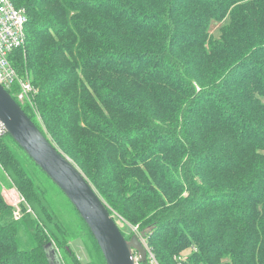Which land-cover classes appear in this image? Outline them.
Returning a JSON list of instances; mask_svg holds the SVG:
<instances>
[{
    "label": "trees",
    "instance_id": "trees-1",
    "mask_svg": "<svg viewBox=\"0 0 264 264\" xmlns=\"http://www.w3.org/2000/svg\"><path fill=\"white\" fill-rule=\"evenodd\" d=\"M12 2L28 17L12 63L36 90L17 102L126 238L131 226L154 228L147 242L162 264L187 250L186 264H264V0ZM11 188L24 198L19 220L4 197ZM0 264H106L75 207L9 133Z\"/></svg>",
    "mask_w": 264,
    "mask_h": 264
},
{
    "label": "water",
    "instance_id": "water-1",
    "mask_svg": "<svg viewBox=\"0 0 264 264\" xmlns=\"http://www.w3.org/2000/svg\"><path fill=\"white\" fill-rule=\"evenodd\" d=\"M0 120L9 135L69 199L96 240L106 264H134L133 250L141 261L147 251L143 240L154 228L130 239L121 231L111 212L82 171L43 134L15 98L0 84ZM49 259L59 262L57 249L46 245Z\"/></svg>",
    "mask_w": 264,
    "mask_h": 264
},
{
    "label": "built area",
    "instance_id": "built-area-1",
    "mask_svg": "<svg viewBox=\"0 0 264 264\" xmlns=\"http://www.w3.org/2000/svg\"><path fill=\"white\" fill-rule=\"evenodd\" d=\"M27 23L28 17L24 8H17L12 0H0V84L20 103L30 102V97L36 92L29 74H21L11 59L12 54L26 44ZM7 134L8 131L0 120V140ZM21 203L13 206L16 220L22 216ZM130 228L132 235H139L141 232L139 227ZM142 242L147 251L146 260L141 261L139 253L133 250L134 264H162L147 239ZM185 260L186 258H180L178 264H186Z\"/></svg>",
    "mask_w": 264,
    "mask_h": 264
},
{
    "label": "rangeland",
    "instance_id": "rangeland-1",
    "mask_svg": "<svg viewBox=\"0 0 264 264\" xmlns=\"http://www.w3.org/2000/svg\"><path fill=\"white\" fill-rule=\"evenodd\" d=\"M214 25H216V24H214ZM21 103L25 105V101L21 102ZM3 193H4V197H5L6 201L8 203H10L11 205H13V206L14 205H18L19 203H21V201L24 200V198L21 196V194L18 192V190L16 188L5 189L3 191ZM53 194H54L55 197L59 198V196H58L56 191H53ZM64 203L67 204L65 201H64ZM29 210H31V209H29ZM64 210L66 211L65 208H64ZM68 215H70L71 217H74L73 214H71V213L68 214ZM123 231H124V233L126 234L127 237L130 236L129 235L130 234L129 230L125 229ZM73 248H74L77 256L79 258H81V260L83 262H87L89 260L88 251H87L86 247L83 245V243L81 241H76L74 243V245H73ZM190 254H191V250H187V251L182 253L181 257L182 258H187Z\"/></svg>",
    "mask_w": 264,
    "mask_h": 264
}]
</instances>
